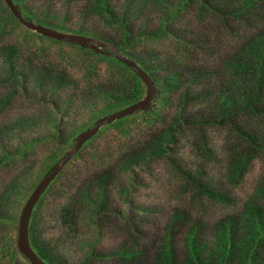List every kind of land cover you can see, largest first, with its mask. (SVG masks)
<instances>
[{"label": "rangeland", "instance_id": "1", "mask_svg": "<svg viewBox=\"0 0 264 264\" xmlns=\"http://www.w3.org/2000/svg\"><path fill=\"white\" fill-rule=\"evenodd\" d=\"M13 1L26 20L113 46L156 84L148 111L102 127L48 186L35 252L49 264H264V233L250 240L251 210L264 227V150L246 140L264 142V111L242 96L259 81L264 2ZM90 46L36 33L0 0V264H30L21 210L77 136L147 95L135 70Z\"/></svg>", "mask_w": 264, "mask_h": 264}, {"label": "water", "instance_id": "2", "mask_svg": "<svg viewBox=\"0 0 264 264\" xmlns=\"http://www.w3.org/2000/svg\"><path fill=\"white\" fill-rule=\"evenodd\" d=\"M4 2L7 4L13 15L24 26L40 35L52 37L57 40H68L76 43L78 42L83 46L89 43L92 49H97V46L105 48L107 51H109V53H112L113 56L123 62L126 66L135 70L138 77L143 81L147 89L146 97L140 102L131 104L130 106L119 110L118 112H115L108 117L101 118L95 126L87 129L84 132H81L76 138L73 149L68 152L60 162L56 163L50 168V170L43 176V178L40 180V182L37 184L35 189L26 200V203L24 204L19 217L17 238L18 250L24 256V258L29 261L30 264H49L35 252L30 242V221L35 206L41 199L42 195L45 193L48 186L60 174L65 166L75 157V155L79 152L83 145L89 139L95 136L102 127L109 125L119 119L133 115L134 113H137L139 111H148L150 109L152 101L156 95V84L152 77L143 68H141L135 61L121 55L113 46H110L109 44L98 41L88 36L61 33L49 27L28 21L22 16L19 7L14 3L13 0H4Z\"/></svg>", "mask_w": 264, "mask_h": 264}, {"label": "trees", "instance_id": "3", "mask_svg": "<svg viewBox=\"0 0 264 264\" xmlns=\"http://www.w3.org/2000/svg\"><path fill=\"white\" fill-rule=\"evenodd\" d=\"M107 1L108 0H101L100 1V6L101 8L107 10ZM258 1L256 0H244V6L246 8L250 7V6H253V5H256ZM259 2H264V0H261ZM236 14H238V12H236ZM28 18V17H27ZM28 21H33V17H29L28 18ZM262 46V52L261 50L259 51H256L253 53L254 55V59L255 60H258L260 61V66H257V68L255 69L256 72L258 73L259 75V81H254L252 82V86L253 87H250V88H243L244 91L248 90V92H250V96L251 97H247L246 94H243L242 96L244 97V103L246 105H252L253 109L255 111H258V112H263L264 111V41L262 42L261 44ZM251 64H253L252 62L251 63H247L246 61H241L238 65V67L242 70L244 69H247V70H251L253 69V67L251 66ZM138 65L143 68L153 79V76L149 73L148 69L146 67H144L143 65L139 64ZM254 70V69H253ZM226 103L228 104H231L232 105V100L231 99H228L226 100ZM261 106V107H259ZM246 130L245 127L242 126H239V130ZM248 133L246 134V140L253 146L255 147L256 149H263L264 150V142H261L260 141V138H259V134L257 132H254V131H249V130H246ZM251 218H253L254 220V229L257 231L258 235H253L251 236V241L255 247V249L257 248V246L255 245L256 242H258L262 237H263V233H264V227L261 223V218L262 215L260 214V211L259 209H253L251 210ZM194 236L192 235L191 236V241H192V246L190 248V253L191 254H194L195 251H196V247L194 245ZM220 241L221 243H224V245L226 244L227 246H224V252L225 253H231V243L233 242L232 240V233L230 231V229H227V231L223 232V233H220ZM252 259V258H251Z\"/></svg>", "mask_w": 264, "mask_h": 264}]
</instances>
